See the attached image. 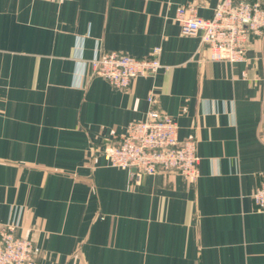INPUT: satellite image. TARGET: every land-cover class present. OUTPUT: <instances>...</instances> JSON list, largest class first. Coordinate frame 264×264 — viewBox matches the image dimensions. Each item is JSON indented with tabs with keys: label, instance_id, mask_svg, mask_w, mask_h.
<instances>
[{
	"label": "crops",
	"instance_id": "1",
	"mask_svg": "<svg viewBox=\"0 0 264 264\" xmlns=\"http://www.w3.org/2000/svg\"><path fill=\"white\" fill-rule=\"evenodd\" d=\"M217 1L0 0V223L35 241L36 264H264V34L243 62L209 60L173 18ZM155 47L162 67L125 88L90 73L95 54ZM151 107L195 140L194 182L108 165Z\"/></svg>",
	"mask_w": 264,
	"mask_h": 264
},
{
	"label": "built area",
	"instance_id": "2",
	"mask_svg": "<svg viewBox=\"0 0 264 264\" xmlns=\"http://www.w3.org/2000/svg\"><path fill=\"white\" fill-rule=\"evenodd\" d=\"M173 18L183 33L200 34L209 60L243 62L248 36L264 34V6L258 1L218 0L209 17L197 15L193 4H182L176 7ZM158 52L159 47L145 57L117 51L99 53L88 67L92 75L125 88L132 78L154 74L162 67ZM147 101L152 103L151 94ZM104 155L110 166L133 168L134 180L160 171L177 172L189 182L198 176L195 140H178L175 119L153 107L143 119L129 121L119 139L104 149ZM252 199L256 209L264 212V180L253 191ZM17 229L15 220L0 223V264H36L39 246L31 237L18 234Z\"/></svg>",
	"mask_w": 264,
	"mask_h": 264
},
{
	"label": "water",
	"instance_id": "3",
	"mask_svg": "<svg viewBox=\"0 0 264 264\" xmlns=\"http://www.w3.org/2000/svg\"><path fill=\"white\" fill-rule=\"evenodd\" d=\"M134 169L133 168H131V171H133Z\"/></svg>",
	"mask_w": 264,
	"mask_h": 264
}]
</instances>
